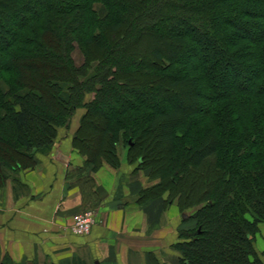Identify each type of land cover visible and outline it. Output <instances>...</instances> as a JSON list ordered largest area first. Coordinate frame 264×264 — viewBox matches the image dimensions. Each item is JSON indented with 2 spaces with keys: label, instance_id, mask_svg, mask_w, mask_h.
Returning a JSON list of instances; mask_svg holds the SVG:
<instances>
[{
  "label": "trees",
  "instance_id": "1",
  "mask_svg": "<svg viewBox=\"0 0 264 264\" xmlns=\"http://www.w3.org/2000/svg\"><path fill=\"white\" fill-rule=\"evenodd\" d=\"M98 1L0 0V81L11 88L0 85V185L52 149L95 89L79 132L85 120L102 122L103 138L93 158L84 152L87 163L119 168L116 132L124 128L129 159L141 157L162 177L141 199L159 188L182 208L201 205L196 231L177 243L180 264H264L256 247L264 223V0ZM75 42L86 56L81 66ZM120 89L123 106L107 110L108 94L118 99ZM149 139L163 150L148 160Z\"/></svg>",
  "mask_w": 264,
  "mask_h": 264
},
{
  "label": "crops",
  "instance_id": "2",
  "mask_svg": "<svg viewBox=\"0 0 264 264\" xmlns=\"http://www.w3.org/2000/svg\"><path fill=\"white\" fill-rule=\"evenodd\" d=\"M133 170L106 163L93 169L58 138L34 166L0 185V264H150L157 255L165 262L156 237L166 244L172 236L170 208L157 230V201L141 199L145 185ZM91 207L98 212L92 230L74 233L73 215ZM263 227L256 247L264 259Z\"/></svg>",
  "mask_w": 264,
  "mask_h": 264
},
{
  "label": "rangeland",
  "instance_id": "3",
  "mask_svg": "<svg viewBox=\"0 0 264 264\" xmlns=\"http://www.w3.org/2000/svg\"><path fill=\"white\" fill-rule=\"evenodd\" d=\"M104 2V0H99L98 3H102ZM99 6V5H98ZM168 27H172L171 29H175V27L173 26V24L171 25L170 23H166L165 24ZM8 26V25H7ZM6 32L5 30H0V42L2 41V39H4L6 36ZM76 46L75 48L71 51L72 54V58L74 59L75 65L81 66L84 64V62L86 61V56L83 53L82 48L77 44V42H75ZM181 59V56H173V61H178ZM137 64H125L123 65L124 67H128L130 69H133L136 67ZM152 66L160 67V66H156L154 64H152ZM93 70V69H92ZM91 70V71H92ZM161 70H159L160 72ZM140 73V72H138ZM137 75H140L138 74ZM131 80V79H130ZM128 79V83H129V87H127V89L130 90H137L134 82L130 81ZM143 85H147V86H154V87H159L160 83L158 82H152V79L150 78H142L141 81ZM0 85L1 87L4 89V91L8 92L10 91V85L4 83L3 81H0ZM100 85H96L95 88L99 87ZM142 86V85H141ZM119 90V89H118ZM117 90V91H118ZM137 93V92H136ZM125 93L124 90L119 91L118 94V99H116L114 92H110L109 98H108V105H104L105 108H107V110H109L110 107H119V106H123L122 102H119V100H122V97ZM149 98H152V100L154 102H159V104L162 106H169V101L165 102L163 100H161L162 98H155L156 96L154 95V93L151 95H149ZM95 97H97V92L95 91V89H91L90 91L86 92L84 99L82 100V102L80 104L77 105V107L74 109L73 111V115L72 117L67 121V123L63 126L60 127L59 131H58V135L57 138L55 140V142L58 140V138L62 139L65 144L68 146V148H72L74 149V151L78 152L79 154L83 155L86 159L88 158L84 152H88L91 157L95 156L94 155V150L96 147H98V145L100 144V141H102L103 138V131L101 129L102 127V122L99 123L100 127H90L91 124L87 123V120H85V125L82 128L81 132H79V128L82 124V122L84 121L85 114L88 112V106L89 103L91 101H93L95 99ZM48 100H50V98L47 96ZM132 100H136L135 97H130ZM183 98H188V95L184 96ZM138 99V98H137ZM162 102H161V101ZM102 106V105H101ZM100 106V107H101ZM98 109V107H95ZM95 108L93 109V112L95 111ZM102 108V107H101ZM100 113L99 112H94L96 113L98 116H102V109H100ZM104 111V110H103ZM102 114V115H101ZM103 121V120H101ZM114 124V123H113ZM116 128L118 127V124L116 123ZM61 130V132H60ZM181 130H186V127H182ZM118 134L117 136V146H118V153L120 156V166H126V167H133V173H135V176L140 178L141 181V192H140V196H142V190L146 189V188H151L155 185H157L158 183L161 182L162 177L159 174H153L152 172V167L150 165H143L141 163L142 159L140 157V159L138 160H130L129 159V148L130 146L133 144V139L130 136V133H127L126 130L124 128H120L118 129V131L116 132ZM86 136V141L78 137L80 136ZM78 138V139H77ZM5 141H7L8 143H10L9 145H12L14 140L10 135H5L4 136ZM147 142V141H146ZM80 144L82 145V147H78V145L76 144ZM151 143V145H150ZM163 150L162 146L157 145V143L155 141H153V139H149V141L145 144V149L143 150V153L146 155H154L155 153H158ZM10 153V152H9ZM147 155L145 156L148 160L150 159V157L148 158ZM93 158V157H92ZM150 162V161H147ZM105 164V163H104ZM108 164V163H106ZM148 164V163H147ZM150 164V163H149ZM145 182V183H144ZM156 195L151 197L156 199L157 201V205H158V210L156 212V223H157V230L160 228V224H161V218H162V211L164 209L170 208V214L172 217V236L170 238L167 237L166 240V244L164 242L163 237H159V232H157V249H161L166 251V253L164 252V254H166V261H162L160 259V257L157 255V257H154L151 261L150 264L153 263H163V264H180V259L181 256L183 255V252L178 249L177 247V243L179 242H183L185 240H187L188 234L193 235V233L196 231L197 225H198V221H197V214H198V209L201 207V205H193L192 207H186V208H182L179 204V197H174L170 195V190H167L165 192H161L159 188H156V190H154V192H156ZM160 204V205H159ZM168 210V211H169ZM167 211V213H168ZM264 225V223L260 224V230L257 233V236L260 235L261 232V228ZM168 227V226H167ZM264 228V227H263ZM171 243L170 247L172 248H168L169 244ZM166 245V247H165ZM166 248V250H165ZM170 252L171 255H170Z\"/></svg>",
  "mask_w": 264,
  "mask_h": 264
},
{
  "label": "built area",
  "instance_id": "4",
  "mask_svg": "<svg viewBox=\"0 0 264 264\" xmlns=\"http://www.w3.org/2000/svg\"><path fill=\"white\" fill-rule=\"evenodd\" d=\"M98 212L96 208H85L73 215L71 230L79 235L90 233L97 222Z\"/></svg>",
  "mask_w": 264,
  "mask_h": 264
},
{
  "label": "water",
  "instance_id": "5",
  "mask_svg": "<svg viewBox=\"0 0 264 264\" xmlns=\"http://www.w3.org/2000/svg\"><path fill=\"white\" fill-rule=\"evenodd\" d=\"M58 158L61 159V160H65L62 156V152L59 150L58 151Z\"/></svg>",
  "mask_w": 264,
  "mask_h": 264
}]
</instances>
